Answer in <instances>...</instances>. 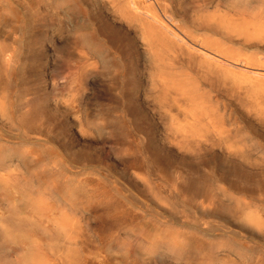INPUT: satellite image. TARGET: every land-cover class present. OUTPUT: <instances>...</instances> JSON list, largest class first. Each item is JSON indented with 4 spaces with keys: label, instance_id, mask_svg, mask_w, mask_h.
<instances>
[{
    "label": "rangeland",
    "instance_id": "obj_1",
    "mask_svg": "<svg viewBox=\"0 0 264 264\" xmlns=\"http://www.w3.org/2000/svg\"><path fill=\"white\" fill-rule=\"evenodd\" d=\"M0 264H264V0H0Z\"/></svg>",
    "mask_w": 264,
    "mask_h": 264
},
{
    "label": "bare ground",
    "instance_id": "obj_2",
    "mask_svg": "<svg viewBox=\"0 0 264 264\" xmlns=\"http://www.w3.org/2000/svg\"><path fill=\"white\" fill-rule=\"evenodd\" d=\"M139 13V12H138ZM138 13H136V14H138ZM141 13V12H140ZM161 26V25H160ZM179 39V38H178ZM203 53V52H202ZM207 53V52H206ZM208 56V55H207ZM219 60V59H218ZM221 61H219V63H220ZM223 62H224V60H223ZM225 63H227V61H225ZM221 64H223V63H221ZM227 65V64H226ZM229 65V64H228ZM240 69V68H239ZM2 217V216H1ZM17 218V217H16ZM10 222V221H9ZM31 225V224H30ZM24 246V245H23Z\"/></svg>",
    "mask_w": 264,
    "mask_h": 264
}]
</instances>
